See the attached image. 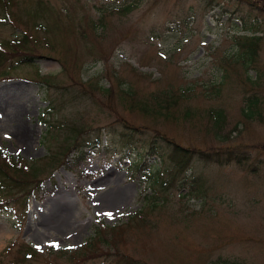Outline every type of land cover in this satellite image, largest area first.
Instances as JSON below:
<instances>
[{
  "label": "rangeland",
  "instance_id": "rangeland-1",
  "mask_svg": "<svg viewBox=\"0 0 264 264\" xmlns=\"http://www.w3.org/2000/svg\"><path fill=\"white\" fill-rule=\"evenodd\" d=\"M9 2L7 10L0 5V49L26 33L37 39L30 48L37 58L28 66L5 54L0 151L23 168L48 165L55 154L51 162L60 163L45 167L42 195L31 196L25 215L17 191L1 196L0 264H15L21 245L39 250L25 264H71L59 250L80 248L97 228L144 264H264V85L257 91L248 82L264 72V0ZM241 18L257 20L259 37L246 69L239 37L250 33L240 30ZM96 82L114 96L130 89L127 97L144 105L170 92L168 115L129 109L121 95L119 104L89 86ZM255 91L261 114L249 121L241 110ZM209 111L221 112L217 125ZM121 116L186 149L250 152L247 165L257 172L236 164L176 171L156 156L138 171L140 151L102 149L72 169L63 164L74 156L60 148L72 122L96 128ZM23 132L28 152L13 139ZM64 206L71 215L63 224Z\"/></svg>",
  "mask_w": 264,
  "mask_h": 264
},
{
  "label": "trees",
  "instance_id": "trees-1",
  "mask_svg": "<svg viewBox=\"0 0 264 264\" xmlns=\"http://www.w3.org/2000/svg\"><path fill=\"white\" fill-rule=\"evenodd\" d=\"M9 1L10 0H0V5L7 10L10 4ZM210 3L211 1L208 2V4ZM129 7L130 6H126L122 11H126ZM42 11L46 12L45 9H42ZM240 23L242 25L240 30L251 34L250 36L244 35L239 37V47L242 50H245V63H243V65L244 69H246L245 67L247 64L253 63L254 61L253 53L255 45L259 40V37L256 36L258 31L255 29L257 20L249 21V19L241 18ZM31 36L32 35L24 33L23 35L18 36V39L16 38L12 41H8V51L0 49V69H3L1 68L2 66H6L8 63L7 60H10L5 54H9L11 58H17L22 64L28 66L34 64L37 56L34 55L30 48L37 44V39L33 40ZM45 43L47 44V40ZM3 73L7 72L1 70L0 74L2 75ZM71 78L73 79V77ZM39 80L44 85H49L48 78L42 77ZM72 82L73 85L81 90V83L76 81ZM248 82L253 90L258 91L261 86L264 85V72L258 71V75L255 79L251 80L248 78ZM92 84L93 85L90 84L89 86L94 90H98L103 97L115 98L118 102L122 99L120 98V95L127 99L132 104L128 105L129 109L133 106L144 108L147 114L150 113L151 116H154L151 110L156 107L159 109L156 114L159 115L158 117L163 115V111H165L164 115H168L167 105L165 106L164 104H169L170 94L168 93L170 92H164L163 100L155 98L154 100H151L149 105H144L143 102H134L130 100L132 99L131 95L134 94L129 91L130 89L119 91L118 94L120 95L114 96L113 90L104 89L97 82ZM259 94L260 92L255 91L252 97H248L244 102L245 107L241 110L244 119L252 121L260 116L262 106ZM127 96H129L130 99ZM49 104H52V101H50ZM49 109H51V106L48 105L47 111H49ZM209 116L215 121L214 125H217V122L223 117L221 112L218 111H209ZM80 123L78 124L76 121L72 122L71 125L66 128V133L68 135L60 147L64 153L70 151L74 152V156L70 162L66 160L62 161L71 169L74 168V166L82 164L88 158L89 153L94 150L102 148L105 152L110 153L118 148L119 150L127 152L140 151V155L142 154L145 157L156 156L161 161L170 164L176 171L192 170L200 166L224 167L236 164L239 167H245L246 171L251 174L257 172L255 166L247 165L251 160L250 152L247 153L246 151L237 150L235 148H218L216 150L186 149L175 143L174 140L161 131L151 127L131 124L122 116L121 118L116 117L111 123L96 128L91 126V128L89 126H81L83 124L80 125ZM50 124L51 123L47 122L48 130L46 134L49 135L53 128ZM262 149L264 150V146H262ZM60 154L62 155L63 153ZM55 155H52L51 159H49L50 161L48 162V165L39 166L36 165V163H33L31 166L23 168L19 159H12L11 157L0 153V196L4 195L5 190L7 192L17 191L18 198H23V204L25 206L27 199L34 194L35 191L39 192L41 189L44 179H40V177L44 172L45 167L49 166L53 168V165L60 163L59 161L57 163L51 162L54 160ZM145 163L144 158V160L138 165L136 164V168L143 167ZM22 168L28 171L24 172ZM2 205L3 202L0 200V208ZM102 231V229H98L95 232L94 237L90 238L81 249L65 252V254L68 255L67 258L71 264H80L85 261L95 262L96 259H99L103 255L111 257V264H144L137 259L120 254L116 240L114 241L108 238V231ZM103 248H105L106 251L103 250ZM36 253L37 251L30 247L23 246L17 250V256L14 258V263L24 264L27 260L34 258Z\"/></svg>",
  "mask_w": 264,
  "mask_h": 264
},
{
  "label": "bare ground",
  "instance_id": "bare-ground-1",
  "mask_svg": "<svg viewBox=\"0 0 264 264\" xmlns=\"http://www.w3.org/2000/svg\"><path fill=\"white\" fill-rule=\"evenodd\" d=\"M4 127V123L2 122V120H0V129L2 130ZM25 133H20L19 136L17 137V135H14L13 139H15V141L17 143H19L21 145V147L23 149L26 148V139L27 137L25 136ZM27 152H28V148H26ZM114 191V190H113ZM115 194L119 193V191H114ZM70 212H71V209L68 207V206H64L63 209H62V218H61V223H67L69 221V218H70Z\"/></svg>",
  "mask_w": 264,
  "mask_h": 264
},
{
  "label": "snow or ice",
  "instance_id": "snow-or-ice-1",
  "mask_svg": "<svg viewBox=\"0 0 264 264\" xmlns=\"http://www.w3.org/2000/svg\"><path fill=\"white\" fill-rule=\"evenodd\" d=\"M105 215H108L111 218V213H104ZM54 247H59V245H53Z\"/></svg>",
  "mask_w": 264,
  "mask_h": 264
}]
</instances>
